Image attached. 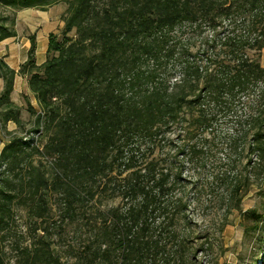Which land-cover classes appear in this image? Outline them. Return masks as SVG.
<instances>
[{"label":"trees","instance_id":"1","mask_svg":"<svg viewBox=\"0 0 264 264\" xmlns=\"http://www.w3.org/2000/svg\"><path fill=\"white\" fill-rule=\"evenodd\" d=\"M60 2L63 27L49 34L42 64L32 37L17 72L0 59V126L20 124L9 96L21 75L54 161L50 182L23 167L33 173L17 205L34 225L28 245L14 242L15 264H193L195 244L209 245L197 218L211 206L240 210L264 174V0L0 6L43 11ZM11 25L0 41L15 35ZM23 150L8 141L0 172ZM9 182L0 180V264L19 194Z\"/></svg>","mask_w":264,"mask_h":264},{"label":"rangeland","instance_id":"2","mask_svg":"<svg viewBox=\"0 0 264 264\" xmlns=\"http://www.w3.org/2000/svg\"><path fill=\"white\" fill-rule=\"evenodd\" d=\"M3 17L5 19L0 22L1 32L11 31V22L15 20V29L19 34L13 40L16 46H20L22 36L31 35L29 26L38 23L35 17L27 12L23 14L0 6V18ZM258 60L264 67V49L258 54ZM1 87L0 79V89ZM25 93L27 96L21 90L13 95L20 124L15 125L10 121L0 126V152L8 141L15 144L17 148H24V154L20 156L19 163L11 166L7 172H0V180H9L8 186L14 189L12 192L19 193L13 200L12 220L7 229L9 235L7 240L1 243L6 264H15V252L12 250L14 242L20 246L28 245L34 225L22 206L17 205L18 200L21 199L20 196L23 195L22 192L26 190L28 173H33L32 169L23 167H33L48 182L54 178L53 157L43 150L47 135L41 128L35 131L34 127L35 112L39 111L38 106L33 95ZM29 105L34 112L27 109ZM2 117L3 109L0 108V125ZM35 147L38 149H32ZM0 170L3 171V168ZM46 199L50 207L53 206L54 195L48 193ZM53 212L54 209L51 210V213ZM222 214V211L211 206L207 213L197 218L200 233H204L205 230L208 233L210 246L206 245V250L201 251L198 248L200 243L195 244L194 248L198 250H192L195 253L193 256L195 259L191 258L193 264H264V174H260L254 182H250V188L241 199L240 210L232 209L227 215L223 214L224 217ZM63 240V242L68 240L67 235L64 234Z\"/></svg>","mask_w":264,"mask_h":264},{"label":"crops","instance_id":"3","mask_svg":"<svg viewBox=\"0 0 264 264\" xmlns=\"http://www.w3.org/2000/svg\"><path fill=\"white\" fill-rule=\"evenodd\" d=\"M66 7L67 5L64 2H60L46 8L43 11L33 8L19 10V13L24 14L25 12H27V14H31L32 16H34L38 23H33L29 26L31 35L22 36L20 40V46H16V43H13V40H15L19 36V34L15 29L14 20L13 31L15 35L4 38L0 41V59H2L9 68L17 72L19 66L24 63L28 57V50L31 44L30 39L32 37L35 43V49L33 53L35 64H42L47 57L49 34H57L62 29V16L66 10ZM1 86H3L2 80ZM1 90L2 87L0 91ZM21 90L24 94H26V96L27 93L25 92L32 94L29 91L25 77L15 74L13 79V89L9 96L10 100L13 103V95H15L17 92H21Z\"/></svg>","mask_w":264,"mask_h":264}]
</instances>
